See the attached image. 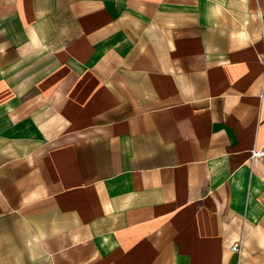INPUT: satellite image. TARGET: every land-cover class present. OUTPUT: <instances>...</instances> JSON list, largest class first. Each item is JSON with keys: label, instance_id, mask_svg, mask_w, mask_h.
Instances as JSON below:
<instances>
[{"label": "crops", "instance_id": "obj_1", "mask_svg": "<svg viewBox=\"0 0 264 264\" xmlns=\"http://www.w3.org/2000/svg\"><path fill=\"white\" fill-rule=\"evenodd\" d=\"M263 145L264 0H0V264H264Z\"/></svg>", "mask_w": 264, "mask_h": 264}, {"label": "built area", "instance_id": "obj_2", "mask_svg": "<svg viewBox=\"0 0 264 264\" xmlns=\"http://www.w3.org/2000/svg\"><path fill=\"white\" fill-rule=\"evenodd\" d=\"M257 159H264V145L259 149L255 148L254 150H252L251 160L254 161ZM241 246H242V242L235 243L232 246L231 251L234 253H240L241 252Z\"/></svg>", "mask_w": 264, "mask_h": 264}]
</instances>
